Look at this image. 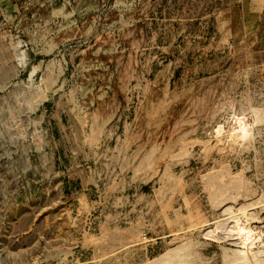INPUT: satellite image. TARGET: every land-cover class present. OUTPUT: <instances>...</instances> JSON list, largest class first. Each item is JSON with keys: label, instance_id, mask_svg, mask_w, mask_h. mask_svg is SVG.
Listing matches in <instances>:
<instances>
[{"label": "rangeland", "instance_id": "374dc122", "mask_svg": "<svg viewBox=\"0 0 264 264\" xmlns=\"http://www.w3.org/2000/svg\"><path fill=\"white\" fill-rule=\"evenodd\" d=\"M263 206L264 0H0V264H257Z\"/></svg>", "mask_w": 264, "mask_h": 264}, {"label": "crops", "instance_id": "0c3cea01", "mask_svg": "<svg viewBox=\"0 0 264 264\" xmlns=\"http://www.w3.org/2000/svg\"><path fill=\"white\" fill-rule=\"evenodd\" d=\"M245 255H246L245 251H243V250L239 251L238 250L237 252H235L234 257H230V255H228V251L225 248L223 251L224 264H244ZM263 257L264 256H262L260 254L257 256V264H264V260H262Z\"/></svg>", "mask_w": 264, "mask_h": 264}, {"label": "bare ground", "instance_id": "6f19581e", "mask_svg": "<svg viewBox=\"0 0 264 264\" xmlns=\"http://www.w3.org/2000/svg\"><path fill=\"white\" fill-rule=\"evenodd\" d=\"M248 215H250V214H248ZM252 216V215H251ZM234 227H236V226H234ZM240 228V227H239ZM248 228V227H247ZM236 229V228H235ZM238 230H240V229H238ZM235 231V230H234ZM242 231V230H241ZM248 231V230H247ZM247 231H246V234H247ZM239 232V231H238ZM240 233V232H239ZM242 233L243 234H245L243 231H242ZM248 233H250L249 234V236L247 237L248 238V243H246L245 242V244H250V245H255V244H257V243H259V244H262V248L264 249V243H263V241H262V238H261V235H260V233H258V232H255V231H251V230H249V232ZM220 235V234H219ZM218 235V236H219ZM241 235H239V237H240ZM246 237V236H245ZM217 238H221V236H219V237H217ZM244 238V237H243ZM222 239V238H221ZM241 239V238H240ZM244 243V242H243ZM244 245V244H243Z\"/></svg>", "mask_w": 264, "mask_h": 264}, {"label": "built area", "instance_id": "2783aa9c", "mask_svg": "<svg viewBox=\"0 0 264 264\" xmlns=\"http://www.w3.org/2000/svg\"><path fill=\"white\" fill-rule=\"evenodd\" d=\"M263 208H264V206H263Z\"/></svg>", "mask_w": 264, "mask_h": 264}]
</instances>
